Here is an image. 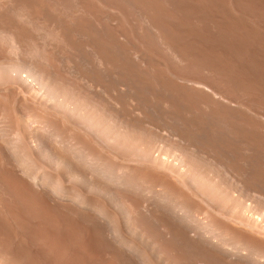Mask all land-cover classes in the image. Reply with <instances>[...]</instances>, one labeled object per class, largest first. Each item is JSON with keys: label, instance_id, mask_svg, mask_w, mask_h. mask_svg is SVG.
<instances>
[{"label": "bare ground", "instance_id": "6f19581e", "mask_svg": "<svg viewBox=\"0 0 264 264\" xmlns=\"http://www.w3.org/2000/svg\"><path fill=\"white\" fill-rule=\"evenodd\" d=\"M0 264H264V0H0Z\"/></svg>", "mask_w": 264, "mask_h": 264}]
</instances>
